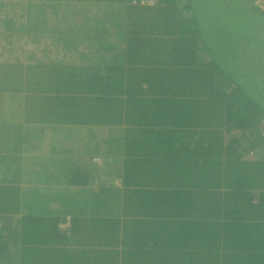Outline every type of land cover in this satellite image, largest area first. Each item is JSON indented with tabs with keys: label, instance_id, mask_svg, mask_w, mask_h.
I'll list each match as a JSON object with an SVG mask.
<instances>
[{
	"label": "trees",
	"instance_id": "16d2710c",
	"mask_svg": "<svg viewBox=\"0 0 264 264\" xmlns=\"http://www.w3.org/2000/svg\"><path fill=\"white\" fill-rule=\"evenodd\" d=\"M6 1L13 11V2L24 1L25 14L20 15L29 22L16 24L14 11L0 19V26L11 34L30 31L36 42L57 32L55 44L70 47V25L82 21L85 32L92 21L82 11L90 0H0V9ZM96 1L118 9L107 16L116 19L101 20L103 29L108 22H125L127 28L133 24L131 0ZM156 5L137 10V35L118 55L99 43L84 45L79 57L86 56L88 63L83 66L0 63V106L14 95L23 100L20 123L14 127L8 119L0 120V264H43L39 258L50 264L58 255L57 244L72 242L65 235L69 228L60 231L61 215L72 216L74 237L81 234L83 214L67 209L78 195L54 197L47 191L60 181L84 186L89 170L98 165L73 158L69 147L58 150L50 132H35L34 147L51 140L48 150L62 158L26 155L22 143L29 140V129L37 130L36 122L85 121L99 109L98 121L137 135V142H125V150L168 156L160 175L135 172L124 159H115L117 148L105 145L111 156L101 162L111 168L103 169V178L95 177L102 191L114 187L111 177L126 189L137 180H159L156 189L139 190L141 198L132 208L145 229L138 226L134 249L123 250L124 264H264V88L254 83L251 70L254 52L264 47V11L251 0L228 5L221 0H157ZM119 13L123 18L117 19ZM157 40L160 46L152 42ZM126 53L132 65L125 74L118 56ZM92 101L101 104L87 103ZM73 138L72 147L92 152L86 140L90 134ZM117 161L121 164L114 168ZM54 203L57 208H50ZM126 235L128 242L133 234ZM11 247L20 253L19 260L15 252L9 254ZM63 251L62 261L67 259Z\"/></svg>",
	"mask_w": 264,
	"mask_h": 264
},
{
	"label": "crops",
	"instance_id": "0c3cea01",
	"mask_svg": "<svg viewBox=\"0 0 264 264\" xmlns=\"http://www.w3.org/2000/svg\"><path fill=\"white\" fill-rule=\"evenodd\" d=\"M83 5V13L87 16L88 19L91 18L92 21H89V23L85 26V32L81 30V27H83L82 21L70 25V31L72 33L70 35V39L73 40L72 45L64 50L66 56H63L65 58L53 59V62H51L52 64H87L88 58L86 56L80 58L79 54L83 52L84 45L89 44H91L92 46H98V44L100 43L101 45H105L106 48L109 45L110 48L108 49V52H110V54L114 56L118 55L119 53H122L123 50L126 49L125 47L131 45H129L130 41L128 40L133 39L135 33L137 35V10H146L157 6L156 5L152 7H141L131 4L130 8H132L134 11V13L132 12V14L135 15V19L132 25L127 28L126 26L124 27L125 22H121V24L115 25H111L108 22L105 26V29H103L101 20L109 21V19H116L115 17L107 18V16L113 15L118 12L116 4L108 5L107 3H99L96 0H90L88 2L86 1ZM122 16L123 15L119 13L117 19ZM96 19L97 22L94 25L93 20ZM98 20H100V22H98ZM145 25L143 28H145ZM94 28L97 29L98 33L100 31H103L99 33L101 35L100 37L97 35L98 33H93L89 31L93 30ZM95 36H98V38H95ZM160 38L161 37L158 36V39ZM74 42L79 43L75 46ZM152 42H154L155 46H160L159 40ZM134 43H137V41H135ZM112 47L113 50H111ZM114 50L116 51L113 53ZM151 51L154 53L153 50ZM129 56L130 54L127 53L118 56V58L124 62L125 74L127 73V68L132 65V63L127 62V60H129ZM133 59H135V57ZM35 61L36 62H34V65L42 64V67L45 68L51 67L52 65L51 63H45L39 58H35ZM100 70H102V67L100 68ZM67 94L70 95L72 93L68 92ZM89 96L94 95L92 93H87L86 97ZM87 103L95 105L101 104L100 101H92ZM99 111L100 109L98 110V112ZM98 112H96L95 114H91L87 119H85V121L71 120L67 118L65 120H62V123L48 124L46 122L40 121L36 122L33 126L37 129L36 131H33L36 132L37 135L41 133L50 132L54 136V144L58 147H61H59L60 149L58 150H62L63 148L69 147L71 153L74 155L73 158L79 157L81 159L87 160L90 165H93L92 163H94L92 157L97 156V158L100 159L99 162L95 163L99 167L92 166L95 169L93 171L89 170V175L87 179L88 181L85 183L84 186H66L62 181H60L54 184L53 186L51 185L50 189H48L47 191L48 194L54 197L58 196L59 193H64L66 195H68L67 193H75L80 199L87 203V206L82 207L80 209L81 213L83 214L82 217H84L85 219L83 221L84 226H81L79 229V233H81L82 235L79 234V236L74 237L73 234H71V228L73 226L72 216L70 214L61 215L63 216L61 219L65 218V221L64 223L62 222L63 227L62 229H60V231L64 228H69V231H66L67 233L65 235H68L69 237L67 239H71L72 242H70L71 244L69 246L61 243L59 245L57 244L58 247L56 251L58 255L53 259L50 264H124L123 250L127 249L128 246L130 249H134V242L137 241V227L139 226L137 224V219H140L141 215H137V211H135V209H133L132 207H136L138 201L137 199L141 198L139 190L149 188L156 189L159 180L158 178L155 179L158 181V183L154 180H152L151 182L150 180H137L132 186L130 185L126 189V186L124 184L116 180L117 178L111 177L110 183H112L111 186L114 187L110 191H102L101 188H98V182L95 180V177L98 176L99 178H103V176L106 175L104 174L103 169L111 168L108 167L109 165H103V161L101 162V160L105 159V157L111 156V154H108L105 151V145L110 146L111 149L117 148L112 155L117 160L124 159V161H126L135 172L140 171L141 173L147 174H155L156 172H158L159 175L161 174V172H165L164 168L166 159L168 158L167 155L159 153L154 154L137 152V149L134 152H131L130 149L125 150L123 148V146L125 147V142L129 139L131 141L137 142V135L134 132H130L126 129H123V127L121 126L117 128L113 126V123L105 124L98 121V118H95V115ZM34 116L35 115L33 113L31 117ZM41 124L42 127L40 126ZM75 133L77 135L80 134L82 136H86L87 134L91 135V140L86 138V140H88L90 146H92L93 149L90 154H84V152H81V146L72 147V144L76 143L73 138V135ZM230 134H234V132L225 134V138L228 137V135L230 136ZM55 139L57 140V142ZM117 144L119 145V147L116 146ZM53 150L55 149H49L47 153L43 152L41 154L42 158L47 160L51 159L52 157L57 159L62 158L60 153H58L57 151L55 152ZM101 164L102 166L100 167ZM120 164L121 162L117 161L114 163L113 167L117 168L120 166ZM125 189L126 191H124ZM89 203H94L95 206H88ZM49 206L50 208H57L58 203H54ZM41 214H45V212ZM139 227L145 229L144 226ZM127 233L133 234L132 239L134 237L136 239H130L128 242H126L125 239L126 237H128L126 235ZM60 247L64 248L59 250ZM60 251L66 253L67 259H65L64 261H62ZM14 252L15 255L18 254V250L11 247L9 249V254H12ZM19 256L20 253L18 254V260ZM87 257H91L94 260H86ZM11 261L14 262L13 260H10L6 261L5 264H11ZM38 261L45 264L42 258H39ZM135 263L137 264L138 262L136 261Z\"/></svg>",
	"mask_w": 264,
	"mask_h": 264
},
{
	"label": "rangeland",
	"instance_id": "374dc122",
	"mask_svg": "<svg viewBox=\"0 0 264 264\" xmlns=\"http://www.w3.org/2000/svg\"><path fill=\"white\" fill-rule=\"evenodd\" d=\"M223 5H228L234 0H221ZM23 3V4H21ZM12 4V3H11ZM10 2H5V5L3 4V7L0 9V19H2L4 16H14V21L16 24L23 23L25 24L28 20V17L23 15L21 17L20 14H25L24 12V1H15L13 2L14 5V11L11 9L12 5ZM18 17H20L18 19ZM51 23H48L50 25ZM18 26V25H17ZM51 26V25H50ZM53 26V25H52ZM262 26V25H261ZM45 37V35H43ZM58 36L56 33H51L50 37H47L48 40H44L43 38H39L37 42L33 39V33L30 31H25L24 29L21 31H16L14 33H7V31L0 26V63H6L11 62L12 64H24L26 63V60L29 59V64H34L35 58H39L43 60L45 63L49 64L53 62V59H63L65 58L63 55H65L64 50L68 47H61L55 44L54 39ZM261 49V51H257V53L254 52L253 54V60L252 63V69L253 70V80L255 84H258L259 87L264 88V47L263 49L261 47H258ZM66 56V55H65ZM22 95H14L13 98L10 97L9 101L7 99L4 101L2 109L0 110V120L8 119L13 126L17 125V122L20 123V116L22 115L23 107H22ZM1 96H0V103H1ZM262 104H264V98L263 101H261ZM14 118L12 119V117ZM12 119V120H11ZM36 128V127H35ZM23 132V131H22ZM29 140H25L22 143V148L26 149V155H31L34 157L41 158L43 152L47 153V146L50 145L52 142L51 140H47L44 143L43 148L34 147L36 145L34 137L35 132L31 131L29 129ZM34 135V137H32ZM49 137L47 136L46 139ZM3 139V138H2ZM57 142V140H56ZM49 143V145H47ZM60 143V142H59ZM25 148H24V147ZM30 151V152H29ZM50 195V194H49ZM63 197L60 199L62 200ZM48 199V198H47ZM63 201V200H62ZM74 202H76L75 205L72 206V203H70L71 208L67 207V209L73 213H78L82 207L87 206V203L84 202L82 199H80L78 196L74 197ZM88 206H95L94 203H89Z\"/></svg>",
	"mask_w": 264,
	"mask_h": 264
},
{
	"label": "built area",
	"instance_id": "2783aa9c",
	"mask_svg": "<svg viewBox=\"0 0 264 264\" xmlns=\"http://www.w3.org/2000/svg\"><path fill=\"white\" fill-rule=\"evenodd\" d=\"M130 2L132 5L141 7H152L157 4V0H131ZM251 2L255 8L264 11V0H251Z\"/></svg>",
	"mask_w": 264,
	"mask_h": 264
},
{
	"label": "clouds",
	"instance_id": "9594fccd",
	"mask_svg": "<svg viewBox=\"0 0 264 264\" xmlns=\"http://www.w3.org/2000/svg\"><path fill=\"white\" fill-rule=\"evenodd\" d=\"M92 160L94 163H97L100 161V159L97 158V156L92 157ZM102 165V164H101Z\"/></svg>",
	"mask_w": 264,
	"mask_h": 264
}]
</instances>
